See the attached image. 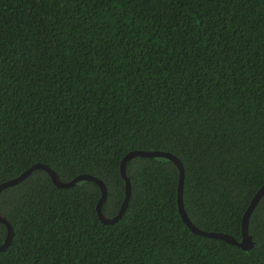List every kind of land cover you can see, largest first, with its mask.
I'll return each mask as SVG.
<instances>
[{
    "label": "trees",
    "instance_id": "1",
    "mask_svg": "<svg viewBox=\"0 0 264 264\" xmlns=\"http://www.w3.org/2000/svg\"><path fill=\"white\" fill-rule=\"evenodd\" d=\"M132 150L177 157L191 223L241 239L264 184V0H0V183L89 174L113 217ZM125 169L112 223L92 180L4 188L0 264H264V194L243 249L186 225L172 160Z\"/></svg>",
    "mask_w": 264,
    "mask_h": 264
},
{
    "label": "water",
    "instance_id": "2",
    "mask_svg": "<svg viewBox=\"0 0 264 264\" xmlns=\"http://www.w3.org/2000/svg\"><path fill=\"white\" fill-rule=\"evenodd\" d=\"M134 156H162V157H166V158L172 160L176 164V166L179 169V180H178V186H177V207H178L179 213H180L183 221L186 223V225L193 232L200 234V235H203V236L219 238V239L225 240V241H227L231 244H234L238 247H241L243 249H249L253 246V241H252L251 236L248 232V220H249V217H250L252 210L254 209L257 202L259 201V199L264 194V184L253 195L252 199L249 202V205L247 206V208H246V210L242 216L241 239L240 240H236L233 236L226 234V233L201 230L191 223V221L189 220V218L185 212L184 206H183V177H184L183 165L177 157H175L173 154H170L168 152L149 151V150H132V151L128 152L123 157V159L121 160V163H120V173H121V176L125 180V197H124V200L121 204V207H120L118 213L113 217H107L102 212V203L104 202V200L106 198V194H107V188H106L105 184L102 182V180H100L99 178H97L95 176L89 175V174H80V175L75 176L74 178H72L69 181H61L59 179L58 175L50 167H48L47 165L42 164V163H35L31 167H29L28 169L21 172L18 176L1 182L0 183V192L4 188L15 185L18 182L22 181L34 169H37V168L44 169L49 174L52 182L59 187H70V186L74 185L76 182L81 181V180H92L98 184V186L100 187V190H101V196H100V198L97 202V205H96L98 217L104 223H112V222L117 221L121 217V215L124 213V211L127 207V204H128V200H129V196H130V192H131V188H130L131 185H130V180L126 174L125 164H126L127 160H129L130 158H132ZM0 222H2L6 226V230H7L5 239H4L3 243L0 244V251H1V250H4L10 244L12 236H13V229H12V226L10 225V223L7 221V219L1 214V212H0Z\"/></svg>",
    "mask_w": 264,
    "mask_h": 264
}]
</instances>
